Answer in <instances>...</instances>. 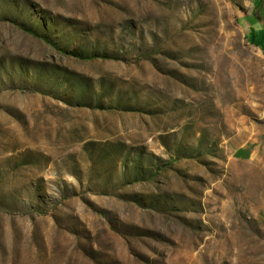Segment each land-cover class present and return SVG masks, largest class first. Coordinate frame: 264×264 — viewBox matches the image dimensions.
<instances>
[{
	"label": "rangeland",
	"instance_id": "obj_1",
	"mask_svg": "<svg viewBox=\"0 0 264 264\" xmlns=\"http://www.w3.org/2000/svg\"><path fill=\"white\" fill-rule=\"evenodd\" d=\"M251 4L0 0V264H264Z\"/></svg>",
	"mask_w": 264,
	"mask_h": 264
},
{
	"label": "crops",
	"instance_id": "obj_2",
	"mask_svg": "<svg viewBox=\"0 0 264 264\" xmlns=\"http://www.w3.org/2000/svg\"><path fill=\"white\" fill-rule=\"evenodd\" d=\"M251 5L252 9L248 16L257 17L258 20H255L254 28H256L259 41L264 42V0H252ZM248 33L252 34L250 31V25Z\"/></svg>",
	"mask_w": 264,
	"mask_h": 264
}]
</instances>
